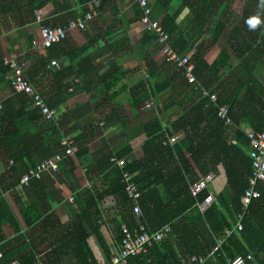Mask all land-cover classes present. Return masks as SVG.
I'll return each instance as SVG.
<instances>
[{
    "label": "trees",
    "instance_id": "16d2710c",
    "mask_svg": "<svg viewBox=\"0 0 264 264\" xmlns=\"http://www.w3.org/2000/svg\"><path fill=\"white\" fill-rule=\"evenodd\" d=\"M88 1L78 0L83 13L92 7L88 6ZM153 1L150 17L156 20L151 16ZM6 4L1 0L0 10L7 7ZM222 4L223 0H206L204 4L190 3L189 8L196 14V35L193 34V39L198 40L204 34L209 36L208 41L212 45L224 35L229 27V7L225 3L224 6ZM32 6L34 8V5ZM106 9L111 11L114 18L120 15L114 0H101L100 15ZM139 11L140 19L141 8ZM175 17L176 14L168 13L161 23L170 35L172 47L178 53L185 54L187 51L184 49H190L194 40L189 41L188 46L177 44L180 33L173 23ZM64 19L62 24L70 20L69 15ZM106 29L112 30L108 27ZM144 39L146 45L159 48L155 34L147 32ZM54 45L48 48L52 49ZM206 46L204 49H207ZM201 52L189 55L195 62L194 73L197 78L203 66L212 65L216 71H220L221 66H226L228 59L225 54L208 64L200 55ZM161 54L165 58L159 66H175L168 61L166 55L162 52ZM3 57L0 48V83L8 81ZM63 71L60 69L55 73V83L58 85L56 88L61 97L53 100L49 96L50 106L59 107L70 95V86L57 82L64 74ZM174 71L170 77L177 78L188 90L183 102L169 103L170 106L177 105L182 109L180 117L170 128H166V132H163L156 120L154 124H157V133L143 142V156L139 159L124 160V170L133 175L141 190L137 203L127 195L123 172L110 161L112 153L104 154L97 160V170L101 174L99 186L82 190L75 186L73 157L76 156L82 161L87 157L88 144L93 136L84 137L76 153L66 156L60 162L58 170L60 176L67 177L73 183L71 190L77 192V215L67 224L60 221L53 212V203L61 200V196L48 181L43 180V177L34 179L26 189L29 188L28 190H32L34 194L38 193L39 196L31 202L23 203L20 208L26 228L19 224L3 195L6 192L15 195L21 176L39 161L57 153H64L60 139L63 135L70 137V131L66 128L70 124V116L64 113L59 120L46 122L26 94L14 93L9 82L3 87L0 92V100L3 103L0 110V264H7L14 259L19 260L21 264L108 263L121 243L123 226L131 231H138L140 225H144L146 230L156 231L168 224L171 225V231L167 236L148 252L133 257L131 264H194L189 261L193 255L205 257L204 264H227L237 255L247 253L253 254L257 264H264V181L257 185L260 197L248 206L242 219L243 227L238 230L235 226L244 207L242 195L248 187L252 172L250 139L240 128L236 129L230 138V125L226 119L218 116V109L220 105H229L227 116L232 117L238 124L245 116L242 114L241 118H237L236 110L229 104L232 100L229 97V84L215 85L212 91L208 89L217 94V100L214 101L211 96L203 95L204 87H201L198 80L194 83L188 82L181 70L176 68ZM119 80L120 78L116 84ZM112 86L114 87V84L103 85V90L100 87L95 93L100 92L98 97H101L109 92ZM74 89L87 90L86 86H75ZM174 89L177 90L176 87ZM132 93L138 98L135 105L143 103L147 96L145 83L138 82ZM17 102L20 103V108L12 111ZM234 104L238 106L239 103L236 101ZM256 112L258 121L252 124L253 129L264 130V107ZM180 129L184 130L185 135L178 142L170 143L168 136H173ZM80 138L82 135L79 134L72 139L75 142ZM128 149L122 154H117V157L128 156L132 148ZM209 173L215 175L210 186L199 194H193L191 185ZM210 192L214 193L216 200L208 210L201 212L197 203L204 200ZM109 196L114 198L117 211L111 219L112 244L102 232L106 220L100 208V202ZM136 204L141 209V215L134 212ZM6 225L12 228L11 236L5 232ZM226 229L233 231L227 236ZM220 239H223V242L215 250Z\"/></svg>",
    "mask_w": 264,
    "mask_h": 264
},
{
    "label": "crops",
    "instance_id": "0c3cea01",
    "mask_svg": "<svg viewBox=\"0 0 264 264\" xmlns=\"http://www.w3.org/2000/svg\"><path fill=\"white\" fill-rule=\"evenodd\" d=\"M114 1L120 10L117 18L106 9L87 30L71 31L65 40L52 49L33 44L39 31L37 15H41L44 22L62 24L66 15L70 19L82 15L78 0H2L5 4L10 3L0 10V48L3 56L5 53H15L26 62L28 75L41 89L47 103L51 97L53 100L61 97L56 88L55 73L64 70L57 82L70 86V95L66 102L57 107L60 118L64 113L69 114L70 124L66 128L70 131V137L82 135V138L75 141L77 147L82 144L84 137L93 136L88 144L87 157L83 161L73 157V183L81 190L101 183L97 160L102 155L112 153L117 156L131 147V152L123 159L141 158L143 142L157 133L155 121L166 132V128H170L182 112L179 106H170L169 103L183 102L188 91L177 78L170 77L175 72V66L158 65L165 58L160 52V46L154 48L144 43L147 32L139 21L138 0ZM205 1L154 0L151 16L163 20L168 13L176 14L173 23L180 33L177 44L188 46L189 41L194 40L189 51L184 49L187 51L185 54L191 56L202 51L200 55L208 64H212L221 54L226 55V66H221L220 71H216L212 65L203 66L196 78L201 87L210 91L215 85L229 84V97L232 99L229 104L236 110L237 118H241L242 114L245 116L239 124L233 121L229 126V137L238 128L247 135V130H252V124L258 121L256 111L264 107V0H223L222 5L225 3L229 7V27L212 45L208 41L209 36L204 34L198 40L193 39L196 14L189 6L193 2L204 4ZM205 46L207 49H204ZM52 60H56L61 68L52 65ZM156 60L158 63L155 65ZM140 81L146 85L147 96L143 103L135 105L138 98L132 91ZM113 84L114 87L101 97H98L100 92L95 93L100 87L103 90V85ZM6 85L7 80L0 83V92ZM75 86H86L87 90L76 91ZM236 101L238 106L234 104ZM17 108H20L19 102L14 104L12 111ZM102 120L105 126H101ZM184 135V130H178L173 135L175 142ZM43 180L48 181L61 196V200L53 203V212L63 223L71 222L79 211L75 201L77 192L71 190L73 183L67 177L60 176L59 171L47 172ZM28 189L17 191L15 195L11 192L3 195L23 228L26 225L20 208L23 203L31 202L39 196ZM163 192L167 193L166 190ZM100 208L106 220L102 232L112 244L111 219L117 213L114 198L109 196L101 201ZM4 229L8 236L13 234L10 225Z\"/></svg>",
    "mask_w": 264,
    "mask_h": 264
},
{
    "label": "built area",
    "instance_id": "2783aa9c",
    "mask_svg": "<svg viewBox=\"0 0 264 264\" xmlns=\"http://www.w3.org/2000/svg\"><path fill=\"white\" fill-rule=\"evenodd\" d=\"M151 1L152 0H138L141 8L140 23L144 30L149 33H153L157 36L158 43L161 46V52L166 55L168 61L181 70L184 77L188 82L194 83L197 78L194 73L195 62L188 54L178 53L170 43V35L163 27L161 20H152L151 13ZM101 0H89L88 6H92L86 10L82 15L70 19L66 24L49 25L44 22V18L41 15H37L36 22L39 24V31L37 37L33 40L34 46L42 45L44 47H51L54 44L61 43L68 37V34L73 30L85 31L89 25L100 16L99 7ZM4 64L7 67V78L9 85L14 93L26 94L31 102L40 111L41 116L47 122L57 121L60 118V110L57 107H51L46 102L41 89L33 82L26 70V62L20 59L17 54L5 53ZM52 65H56L57 69L61 66L56 60L51 61ZM78 82V80H76ZM72 90V88H70ZM203 94L211 96L212 100H217V94L210 92L208 89L203 88ZM3 108V103L0 101V110ZM230 111V106L223 104L219 106L218 116L222 119H226L227 124L232 125V117H228L227 114ZM105 124V121H101V126ZM248 137L250 139V157L252 160V172L248 179V187L242 195V201L244 207L241 213H239L236 228L241 230L243 227L242 219L245 216L248 206L258 197H260V191L257 189L259 182L264 181V130H250ZM170 143L175 142L174 136H168ZM60 144L64 148V155L57 153L53 156H49L39 161L34 167H31L25 172L16 185L17 191H22L27 188L31 181L34 179H41L47 172H58L60 162L66 156H72L78 150V147L74 140L66 135H63L60 139ZM110 161L114 166L119 167L122 170V174L125 182V189L127 195L137 203L138 198L141 195V190L138 184L133 179V175L127 170H124V159L119 158L116 155H112ZM215 175L209 173L201 180L191 185V191L193 194H199L205 188H208L213 182ZM216 197L213 192H210L204 200L197 203V206L201 212L208 210L215 202ZM134 212L137 215H141V209L138 204L134 207ZM171 231V225H165L156 231H148L144 225H140L139 230L131 231L126 226L122 227V239L118 249L114 252L108 263L99 264H131V259L135 256L148 252L156 243L162 241L167 234ZM233 230L226 229V235L232 233ZM223 239L219 240L218 246L220 247ZM194 264H204L205 257H198L193 255L190 260ZM7 264H21L19 260L14 259ZM227 264H257L253 254L247 253L245 255H237L234 259L228 261Z\"/></svg>",
    "mask_w": 264,
    "mask_h": 264
},
{
    "label": "rangeland",
    "instance_id": "374dc122",
    "mask_svg": "<svg viewBox=\"0 0 264 264\" xmlns=\"http://www.w3.org/2000/svg\"><path fill=\"white\" fill-rule=\"evenodd\" d=\"M104 126H105V125H104ZM250 130H251V129H250ZM250 130H247V136H248ZM252 130H253V129H252ZM108 205L111 206V203H108ZM110 208H111V207H110ZM109 210H110V209H109ZM111 210H113V207L111 208Z\"/></svg>",
    "mask_w": 264,
    "mask_h": 264
},
{
    "label": "bare ground",
    "instance_id": "6f19581e",
    "mask_svg": "<svg viewBox=\"0 0 264 264\" xmlns=\"http://www.w3.org/2000/svg\"><path fill=\"white\" fill-rule=\"evenodd\" d=\"M117 249H118V248H117ZM117 249H116V250H117ZM116 250H115V251H116ZM115 251H114V252H115ZM113 254H114V253H113Z\"/></svg>",
    "mask_w": 264,
    "mask_h": 264
}]
</instances>
